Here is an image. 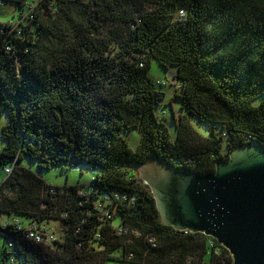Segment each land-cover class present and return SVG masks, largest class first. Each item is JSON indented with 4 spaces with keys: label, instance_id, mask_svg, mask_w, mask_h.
Listing matches in <instances>:
<instances>
[{
    "label": "trees",
    "instance_id": "trees-1",
    "mask_svg": "<svg viewBox=\"0 0 264 264\" xmlns=\"http://www.w3.org/2000/svg\"><path fill=\"white\" fill-rule=\"evenodd\" d=\"M4 3L18 18L0 22L3 264H232L218 242L162 223L134 164L158 154L208 173L234 147L264 145V0ZM154 60L165 79L150 76ZM170 73L181 102L174 140L161 90ZM193 120L207 123V137ZM132 129L141 135L135 151L124 136ZM76 164L96 173L91 182L43 178ZM53 223V243L28 236L32 224Z\"/></svg>",
    "mask_w": 264,
    "mask_h": 264
},
{
    "label": "water",
    "instance_id": "water-1",
    "mask_svg": "<svg viewBox=\"0 0 264 264\" xmlns=\"http://www.w3.org/2000/svg\"><path fill=\"white\" fill-rule=\"evenodd\" d=\"M215 165L200 173L158 154L134 164L162 223L213 237L232 264H264V145L240 144Z\"/></svg>",
    "mask_w": 264,
    "mask_h": 264
},
{
    "label": "rangeland",
    "instance_id": "rangeland-1",
    "mask_svg": "<svg viewBox=\"0 0 264 264\" xmlns=\"http://www.w3.org/2000/svg\"><path fill=\"white\" fill-rule=\"evenodd\" d=\"M18 18V11L15 9V6L11 3H4L2 7H0V22L6 21H16ZM149 74L152 78L156 79H165L167 77V72L163 69L155 60L152 61ZM170 84L168 86H162L161 90L165 93L164 104L166 108V118H167V128L168 132L171 135V138L174 140L176 137V126L173 120V115H175L176 119L178 118L181 102L174 98V91L176 86V81L172 78V73L168 74ZM7 122V116L4 115L2 118V124ZM191 126H193L195 131L200 132L204 136H208L209 129L207 123H198L193 120L190 121ZM124 136L128 139L130 147L135 151L140 145L141 135L136 129H132L124 134ZM225 160L229 159V155L224 158ZM23 166L30 167L34 170L37 169V163L34 161H30L25 159L22 162ZM95 172L86 170L81 164H76L74 166H67L66 169H63V166L52 167L43 172V178L48 184L56 185V186H65V185H76L82 184L86 185L91 182L93 176H95ZM1 176V171H0ZM141 180V179H140ZM5 219H9V217L3 216ZM57 226V223H53L50 226ZM3 251V241L0 239V264H3L2 258ZM205 261L209 263L211 261L210 253L206 254ZM4 264H10L7 260Z\"/></svg>",
    "mask_w": 264,
    "mask_h": 264
},
{
    "label": "built area",
    "instance_id": "built-area-1",
    "mask_svg": "<svg viewBox=\"0 0 264 264\" xmlns=\"http://www.w3.org/2000/svg\"><path fill=\"white\" fill-rule=\"evenodd\" d=\"M169 83H170V81H169ZM176 85H177V83H176ZM178 87L179 86H176L177 89H178ZM174 163L176 166H179V167L184 165L183 162L179 161V160L177 162H174ZM188 163H189V165H193L192 160H189ZM6 171L8 172L9 169H6ZM115 199L121 200V202L126 201V202H128V204H133V201H134L133 195L131 197H127V196H120L119 197L118 195H115ZM105 201H108L107 197L105 198ZM107 203L112 205V206L110 208L104 209L103 211L107 217H111V212L113 211V209L116 205L111 203V202H107ZM103 205H104V202H103ZM101 207H102V205H101ZM15 222H18V220L15 219ZM5 226H6V224H5ZM179 231H183L184 233H195V232H190L189 230H179ZM121 232L122 231H119V233H121ZM28 236L37 242H45L46 244H51V243H53V241L56 240V233H55L54 228H52L49 225H45V224H32V226L29 227ZM205 236L207 237V240H208L207 245L210 247H213L215 245V242H217V241L213 237H210L207 235H205ZM151 242H152V240H151ZM10 262H11V264H18L14 258H11Z\"/></svg>",
    "mask_w": 264,
    "mask_h": 264
}]
</instances>
